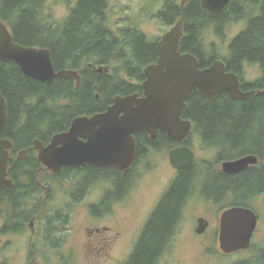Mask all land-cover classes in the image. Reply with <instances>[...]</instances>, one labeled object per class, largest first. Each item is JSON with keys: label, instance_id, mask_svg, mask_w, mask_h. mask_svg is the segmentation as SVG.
<instances>
[{"label": "trees", "instance_id": "trees-1", "mask_svg": "<svg viewBox=\"0 0 264 264\" xmlns=\"http://www.w3.org/2000/svg\"><path fill=\"white\" fill-rule=\"evenodd\" d=\"M45 0H0V22L11 30L13 42L24 46L47 49L55 70L77 72L79 80L55 79L51 84L40 83L24 76L13 62L0 61V93L5 99L7 121L2 135L14 144L10 166L27 164L15 161L16 154L41 135H51L66 129L71 119L91 115L115 97L133 95L136 90L122 74L136 73L143 79V70L155 63L157 46L144 34L133 30V37L122 30L123 43L111 44V38L95 27L98 14L76 10L73 25L52 28L40 18ZM101 0H82L80 8L100 5ZM192 3V2H191ZM184 10L183 32L185 39L179 46L182 54L197 59L199 69L221 60L226 72L238 76L241 90L247 93L244 100L236 101L227 93H220L211 100H204L192 92L186 100L183 118L194 123L198 134L209 138L206 143L218 150L214 165L224 160L252 155L258 160L256 166L246 172L248 189L264 195V96H257L264 89V0H234L232 12L215 20L195 10L193 4ZM87 6V7H86ZM79 11V12H78ZM81 11V12H80ZM166 25H172L179 14L165 13L159 16ZM247 22L228 45V54L219 59L205 53L203 30L212 25L217 34L231 23ZM115 65L109 75L99 74L96 68ZM245 65H255L261 76L253 83L243 80ZM96 94L99 98H96ZM238 150V151H237ZM212 165V164H209ZM14 185L22 182L18 172H11ZM162 206L155 215L140 248L125 264H156L158 248L164 240V232L170 227L173 211ZM252 247V246H251ZM234 264H264V248L250 260Z\"/></svg>", "mask_w": 264, "mask_h": 264}, {"label": "flooded vegetation", "instance_id": "flooded-vegetation-1", "mask_svg": "<svg viewBox=\"0 0 264 264\" xmlns=\"http://www.w3.org/2000/svg\"><path fill=\"white\" fill-rule=\"evenodd\" d=\"M233 1L218 16L213 17L201 10L202 0H187L184 3L183 14L186 6L192 2L196 11L217 21L232 12ZM181 2L182 0L179 3H176L175 0L167 1L156 15L162 25L166 26L159 16L165 13L179 14V18L172 25L166 26L168 31L180 19ZM81 3L82 0H69L67 15L64 22L60 24L61 27L73 25L70 23L75 20L72 17L76 10L84 12L87 10V12L98 14V22L95 23L94 28L98 27L103 31L102 36L107 34L113 45L123 43L122 30H125L131 37H133V30L137 31L133 28V18L126 26H119L118 22H111L110 16L116 12V9L119 10L113 0H101L97 7L94 6L95 3H92L93 6H86L87 8H80ZM210 27L215 26L210 25ZM224 27L226 25L222 28ZM160 39L152 43L157 46ZM184 39L182 27L179 46ZM99 69L103 72V68H97L98 73ZM101 72L99 74H102ZM142 73L141 81L136 73L132 72L130 77L127 74H122V77L128 79L133 89L136 90L133 95H137L138 98H142L144 95L142 84L146 77L144 70ZM241 85L240 81V88ZM96 98H99L98 94H96ZM112 105L113 101L110 104H104L103 108L91 115L74 117L64 131L37 136L30 143L23 145V149L16 154L14 160H20L21 164H27L29 158L28 160L33 162L32 166H10L14 144L6 140L11 144L7 166V180L11 181V187L0 190V264L10 263L7 257V252L10 249L9 240L6 242L4 239L6 237L11 239V236L25 233V230L30 233L28 254L36 257L35 262L42 259L47 262L50 258L52 260L56 259L57 255H63L62 249L66 243L67 234L71 230V223L76 220L88 222V226L86 225L83 229L85 242L80 244L81 251L85 254L112 253L122 235L117 231L113 236H109L110 230L118 228L116 223L120 220L119 214L121 210L130 207L132 193L134 201L142 182L147 176L157 173L161 162H166L170 166L167 178L147 208L136 207L138 226L135 236L130 240L132 251L124 264L140 248L148 227L165 200L164 209L170 208L173 211L170 218L172 224L163 233L164 240L158 248L159 257L156 264L160 263L170 245L178 237L187 233H190L192 238H196L198 245L196 246V259L201 260V256H204L209 262L214 261L219 256L217 247L219 246L220 219L223 213L238 207L250 209L256 214L250 202L255 199L264 202V195L262 193H255L252 197L249 195L248 176L242 172H246L251 167L237 174L223 172L221 166L224 162L234 161L241 157L221 161L219 166H211L207 159H202L201 166H197L199 153L209 152L214 156L218 150L206 143L207 140H210L209 138L196 132L193 122L183 118L184 112L181 115V120L188 121L191 126L189 132L180 141L171 139L167 133L161 130H157L154 136L144 132L135 133L133 135L135 146L133 163L125 170H118L113 166L98 167L87 163L63 166L54 170L39 160V156L52 145L56 136L69 131L74 119L78 117L90 118L105 112ZM77 140L78 143L87 142V138L82 136H78ZM67 146L69 147V145ZM62 147H64L63 144L56 145V149ZM182 148L191 150L194 161L189 166L175 169L170 164V153ZM12 171L18 172L19 178L22 180L18 186L14 185ZM131 171H133V189L130 186V180L127 179ZM187 222L190 223L188 229L185 226ZM105 223H113L114 226L109 227L104 225ZM68 251L73 252L75 248L72 247ZM221 254L227 255L222 251Z\"/></svg>", "mask_w": 264, "mask_h": 264}, {"label": "water", "instance_id": "water-1", "mask_svg": "<svg viewBox=\"0 0 264 264\" xmlns=\"http://www.w3.org/2000/svg\"><path fill=\"white\" fill-rule=\"evenodd\" d=\"M186 1L181 2L180 19L157 44L156 63L144 69L146 80L142 84L143 97H115L113 105L105 112L90 118L74 119L69 131L56 136L52 145L39 156L45 166L57 170L63 166L87 163L125 170L133 163L135 133L144 132L154 136L157 130H161L177 141L186 136L191 125L188 121H182L181 115L192 92H197L204 100H211L224 92L236 101L246 98L247 93L241 90L239 78L226 72L222 61L216 60L209 67L199 69L194 56L179 52ZM231 2L232 0H202L201 10L215 17L229 7ZM0 61L15 63L23 75L45 84H51L55 79H79L74 71L56 72L47 49L14 43L2 22ZM256 95L264 96V89L258 90ZM6 120V102L0 93V190L11 187V181L7 180L8 151L11 144L2 139ZM78 136L86 137L87 142L78 143ZM57 144H63L64 147L56 149ZM193 161V153L188 148L170 153V164L175 169L189 166ZM257 164V158L248 155L224 162L221 167L226 174H237ZM257 222L256 214L250 209L237 207L225 211L220 219L219 247L222 253L231 255L249 250Z\"/></svg>", "mask_w": 264, "mask_h": 264}, {"label": "rangeland", "instance_id": "rangeland-1", "mask_svg": "<svg viewBox=\"0 0 264 264\" xmlns=\"http://www.w3.org/2000/svg\"><path fill=\"white\" fill-rule=\"evenodd\" d=\"M169 0H113L119 10L110 16L111 22H118L119 26H126L133 18V28L138 32H141L146 38L155 42L161 38L168 28L163 26L162 23L156 18V15L162 10L164 4ZM180 0H175L179 3ZM113 3V4H114ZM69 0H45L43 7H41L40 18L47 22L53 29L57 28L64 22L67 15V8ZM131 9L132 12H131ZM247 22L240 21L231 23L228 26L222 28L219 33L216 32V27H206L202 32L203 42L205 44V53L217 56L219 59L225 58L228 54L227 48L232 40L246 27ZM221 61V60H220ZM113 66L103 67L102 74H110ZM97 69V68H96ZM261 76V70L255 65H245L243 80L247 83H253ZM238 151V150H237ZM218 153L214 156L211 153H199L197 166H201L202 159H207L211 166L214 165ZM169 165L166 162H161L157 173L149 175L145 178L140 186V191L133 201V193L131 197L130 207L126 210H121L120 220L116 223L118 228H112L109 236H113L117 231L121 233L122 237L119 240L117 247L110 254H85L80 250V244L85 242L83 229L88 226V222L83 220H76L71 223V230L67 234L66 243L63 246V255H57L56 259L51 258L45 262L40 260L35 262V256L28 254V247L30 244V233L25 230V233L6 237L4 240L8 242L10 249L7 252V257L10 260L9 264H124L129 257L132 247L130 248V240L135 236L138 226V219L136 217V207L143 209L147 208L152 203L154 197L159 192L161 186H163ZM130 186L133 189V171L128 176ZM258 216V225L256 232L252 238V247L243 252H238L231 255H222L219 246L217 252L219 256L209 262L206 257L201 256V260H197L196 238H192L190 233L183 234L178 237L171 245L162 257L159 264H234L242 260H250L258 255L260 249L264 248V202L253 200L250 202ZM190 223H186L187 229L190 227ZM1 225V221H0ZM104 225L113 227V223H105ZM84 232V233H83ZM75 248V251H68L70 248ZM127 247V248H126ZM53 256V255H52Z\"/></svg>", "mask_w": 264, "mask_h": 264}, {"label": "bare ground", "instance_id": "bare-ground-1", "mask_svg": "<svg viewBox=\"0 0 264 264\" xmlns=\"http://www.w3.org/2000/svg\"><path fill=\"white\" fill-rule=\"evenodd\" d=\"M8 29V28H7ZM8 31L10 32L11 30H9L8 29ZM12 32H10V34H11ZM11 36H12V34H11ZM30 48H32V47H30ZM35 49H39V48H35ZM15 64V63H14ZM99 68H102V67H99ZM35 81V80H34ZM38 82V81H37ZM41 83V82H40ZM114 100V99H113Z\"/></svg>", "mask_w": 264, "mask_h": 264}]
</instances>
